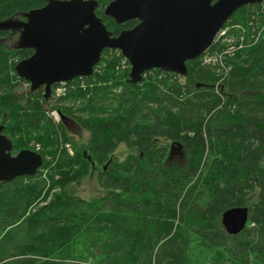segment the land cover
<instances>
[{"label": "trees", "instance_id": "obj_1", "mask_svg": "<svg viewBox=\"0 0 264 264\" xmlns=\"http://www.w3.org/2000/svg\"><path fill=\"white\" fill-rule=\"evenodd\" d=\"M47 1L0 0V22ZM96 1L114 37L137 24L116 25L103 15L113 0ZM251 7L227 23L246 26ZM12 31L0 30V125L12 155L39 145L43 166L0 183V264H264V39L236 51L220 83L199 57L185 77L151 70L129 84L130 68L104 50L52 106L16 75L32 52ZM72 125L88 133L82 147ZM94 175L100 194H73ZM238 207L247 225L228 235L222 214Z\"/></svg>", "mask_w": 264, "mask_h": 264}, {"label": "water", "instance_id": "obj_2", "mask_svg": "<svg viewBox=\"0 0 264 264\" xmlns=\"http://www.w3.org/2000/svg\"><path fill=\"white\" fill-rule=\"evenodd\" d=\"M263 0H113L103 10L116 25L137 24L113 36L96 15V0H48L26 13L25 21L0 22V30L20 32L17 47L33 54L15 66L16 75L30 91L51 88L75 78L90 77L104 50H118L128 61L129 84L159 70L181 77L186 63L207 52L221 27L240 8ZM0 125V183L32 177L43 166L42 156L31 150L11 154V141ZM174 146L172 144L170 155ZM248 222V209L225 211L221 224L228 235H237Z\"/></svg>", "mask_w": 264, "mask_h": 264}, {"label": "built area", "instance_id": "obj_3", "mask_svg": "<svg viewBox=\"0 0 264 264\" xmlns=\"http://www.w3.org/2000/svg\"><path fill=\"white\" fill-rule=\"evenodd\" d=\"M251 6L249 11L250 20L247 25L225 23L218 31L210 47V49L213 47L212 51L209 49L201 56L202 64L212 68L216 75L219 76L220 80L218 83L229 73L231 66L226 65V62L233 58L232 56L236 51H241L245 47L253 45L260 37L264 39V0L260 4ZM112 51L116 52V55L121 56V66L123 68H130L128 61L118 50ZM68 83L62 82L52 87L51 96L53 100H58L67 93ZM56 114H54V117H59L57 112ZM54 117L52 116L55 122H57ZM66 147L68 148V146Z\"/></svg>", "mask_w": 264, "mask_h": 264}, {"label": "rangeland", "instance_id": "obj_4", "mask_svg": "<svg viewBox=\"0 0 264 264\" xmlns=\"http://www.w3.org/2000/svg\"><path fill=\"white\" fill-rule=\"evenodd\" d=\"M226 24H227V22H226ZM12 34H13V38L15 39L13 43H14V45H17L20 32L16 30V31H12ZM13 43H11V44H13ZM51 100H52V102L50 104L52 106H54V104H55L54 102L56 100H53V99H51ZM46 109H47V107H46ZM54 114H56V111H54V110L49 111L48 117H51V119H52V116L54 117ZM55 119L57 120V123H58L59 117L56 116ZM68 129L70 131L69 136L72 138V140L76 146L82 147L84 144H86V142L88 140V133L87 132L83 131L80 127H78L76 125H72ZM34 149H35V152H38L40 150V146L36 145V146H34ZM69 150H70L69 152L72 154L73 148H72V145H70V144H69ZM127 150L128 149L126 148L125 145H120L118 147V149L115 153V156L118 158V160L123 159V156L128 153ZM71 190H73V194H75L76 196H79L80 198H83V199H89L92 196H96L102 192L96 183L95 175L93 177H88V178L84 179L80 185L72 186Z\"/></svg>", "mask_w": 264, "mask_h": 264}, {"label": "flooded vegetation", "instance_id": "obj_5", "mask_svg": "<svg viewBox=\"0 0 264 264\" xmlns=\"http://www.w3.org/2000/svg\"><path fill=\"white\" fill-rule=\"evenodd\" d=\"M32 52V51H31ZM32 54H33V52H32Z\"/></svg>", "mask_w": 264, "mask_h": 264}]
</instances>
